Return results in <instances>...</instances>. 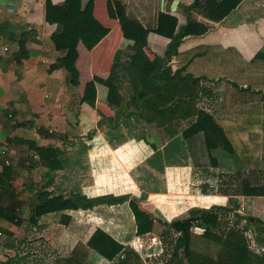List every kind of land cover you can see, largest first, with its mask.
I'll use <instances>...</instances> for the list:
<instances>
[{"label":"crops","instance_id":"0c3cea01","mask_svg":"<svg viewBox=\"0 0 264 264\" xmlns=\"http://www.w3.org/2000/svg\"><path fill=\"white\" fill-rule=\"evenodd\" d=\"M123 1L128 12L136 16L138 12L132 11L128 0ZM164 1L156 0L154 9L157 11L153 13L154 17L147 16V23L144 22L147 26L157 25L160 11L178 15L181 23L188 20L189 14L183 6L193 0H179L174 11L170 10L173 0H169L168 5ZM47 2L0 0V24L5 27L0 34V150L5 141L11 143L8 154L11 163L5 164L0 156V227L3 231L0 256L8 248L13 250L12 257L16 259L13 243L37 234V228L42 230L40 236H45L57 220L59 232L62 229L59 219L63 211L43 214L38 225L29 224L30 233L24 228L25 224L18 222L17 213L29 216V203L39 198V187L46 180L47 167H41L31 159L36 157V148L40 145L52 144L64 150L66 166L55 172L57 180L89 196L136 194L143 209L152 213L159 210L169 221L179 220L192 207L231 205L228 195L190 191L192 168L182 132L169 136L158 128L156 134L151 132L156 140L154 146L143 139L142 131L147 128V123L134 111L119 110L99 100L92 105L83 99L85 95L98 97L100 86L108 76L111 59L123 38L120 21L110 11L113 0H95V16L110 30L91 49L79 39L76 26L72 25L76 18L69 19L56 8L52 11L53 20L47 18ZM191 17L206 24L209 31L185 38H202L203 42L217 38L224 46L236 47L245 58L256 51V38H264V0H243L224 21H212L197 14ZM68 23L72 25L69 33ZM148 52L153 58V52ZM63 54L79 68V74L70 82L66 80L63 68L50 70L51 64ZM50 128L52 132H49ZM178 150L181 162H170V154ZM231 159H220V172L234 171L236 163ZM154 180L163 184L153 187ZM48 194L45 192L43 199ZM201 196H211L212 200H201ZM237 197L239 209L229 213L225 210L223 214L239 219L243 222L240 227L247 228L246 231L255 232L257 226H264V215H261L264 210H260L261 200H258L264 198V194ZM66 212L73 216L70 228L83 240L100 226L119 241L139 250L145 261L147 253L149 256L157 254L149 251L157 249L153 242L155 236L151 235L155 228L149 233L136 234L119 203H101L91 209L72 208ZM11 213L13 217H10ZM157 225L158 221L155 227ZM147 235L152 237L150 243L143 238ZM56 244L68 254L66 245ZM33 245L30 247L37 246Z\"/></svg>","mask_w":264,"mask_h":264},{"label":"trees","instance_id":"16d2710c","mask_svg":"<svg viewBox=\"0 0 264 264\" xmlns=\"http://www.w3.org/2000/svg\"><path fill=\"white\" fill-rule=\"evenodd\" d=\"M47 1V18L53 20L54 8L69 19L76 18L72 25L89 49L110 30L95 16V0ZM242 1L193 0L183 6L189 14L186 22L181 23L174 13L160 11L157 25L149 27L128 12L123 0H113L110 11L120 21L123 38L98 97L83 96L92 105L99 100L119 110L134 111L139 119L147 125H156L166 135L182 132L192 168L190 191L228 195L231 205L192 207L179 220L169 221L159 210L152 213L143 209L136 194L89 196L57 180L55 172L66 166L64 150L52 144L40 145L36 157L31 159L47 167L46 180L39 187V198L29 203L28 223L35 227L43 214L63 211L59 219L63 226L56 242L66 245L68 254L56 257L53 264H147L139 250L100 226L87 240L70 228L73 216L67 209H91L101 203L121 204L127 223L138 235L153 231L158 220L168 226L183 224L184 228L173 240L172 258L167 264H264V248L258 252L251 247L247 228L223 227L222 220L225 210L239 209L235 196L264 194V172L250 168L244 155L257 147L250 146L246 137L241 138L248 134V129L256 128L257 123L264 126V38H256L257 49L246 55L248 59L236 47L224 46L217 38L208 42L202 38H185L209 31L192 14L224 21ZM72 25L66 24L67 33ZM4 28L0 24V34ZM187 43L190 45L185 47ZM148 50L154 54L151 63ZM50 67V70L63 68L68 82L79 74L76 62L66 54L58 56ZM221 79L226 82L222 108L209 111L199 106L203 81ZM142 136L148 144L156 145L148 127L143 129ZM227 157L234 159L236 167L231 173L220 172L219 161ZM45 192L49 194L43 199ZM199 198L212 200L211 196ZM13 216L11 213L10 217ZM191 227L201 231L194 232ZM255 240L264 247V226L256 227Z\"/></svg>","mask_w":264,"mask_h":264},{"label":"rangeland","instance_id":"374dc122","mask_svg":"<svg viewBox=\"0 0 264 264\" xmlns=\"http://www.w3.org/2000/svg\"><path fill=\"white\" fill-rule=\"evenodd\" d=\"M165 1L167 2L168 5L169 0H165ZM127 2L129 4V7L132 8L133 12L135 11L138 12L136 16L146 23H147V16L150 15L154 17L155 15L153 13H156L157 11L154 9V7L156 6V4L154 3L156 2V0H128ZM158 2H160V0H158ZM113 58L111 59V63L109 64V67L107 69L109 73L113 64ZM151 59H152L151 56H149L148 59L149 63H151ZM225 83L226 82L224 79H221L219 81L204 80L203 89L202 92L200 93V99H198L197 101L198 105L206 108L209 111L222 108L224 102L223 100H224L225 85H226ZM262 120L264 122V118ZM257 124L258 126L256 128L248 129V134L246 136L242 135L241 138L243 139L244 137H246V140L250 142V146L257 147L256 149L251 150L248 155L244 153L246 157V162L247 164H249V167L264 172V143H263L264 126L262 124L259 125V123ZM147 127L149 129L150 134L151 132L153 134H156L155 132L158 131V127L156 125H147ZM242 143L243 145L245 144L243 141ZM179 155H180L179 150L176 151L175 153L173 152V154H170L168 160L174 163L181 162V157ZM231 160L233 162V159ZM150 184H151V180L149 182V185ZM162 184L163 183L160 182L159 180L153 181V187L154 186L157 187ZM258 192L259 191H256V193ZM234 198L236 199L238 197L235 196ZM258 200H261L259 203L260 210H264V198H260ZM17 214L16 215L19 218L18 222L20 224L22 223L25 224L24 228L27 229L30 233L31 227L28 223V219H27L28 217H23L19 213ZM261 215H264V212L261 213ZM222 216H223L222 219L223 227H227L231 225L242 226L243 222H240L239 219H236V217L229 216V214L226 215L222 214ZM239 216L240 215H238V217ZM13 221L16 222V217L13 218ZM57 222L58 221L56 220L55 222L52 223L49 232L45 236H40V234H42V230L41 228L40 230L39 228H37V232H38L37 234L30 235L27 238L23 237L22 241L14 242L13 247L17 250V252L15 253L16 259H14L12 256H8V255L4 256V254L1 253L0 264H53L54 259L56 257L67 254V251H65L61 246L56 244V236L59 232V227H60V225ZM183 228H184L183 224L168 226L158 220V225L155 227V232L154 234H151L154 235L155 237H158L157 239H155V237L153 238L154 246L157 244V249L154 248L149 249L151 253L157 252V254L153 256H149L148 255L149 253H147V260H146L147 264H167L166 261L172 258L171 253H172L173 240L175 239L179 231ZM192 229L194 230V232L201 231V229L199 228L193 227ZM33 236H37V237H33ZM143 238H146L145 240L146 243H150L152 241V237L150 235H147ZM9 240H10L9 242H11L12 239ZM33 244H37V246L33 248L30 247V246H34ZM1 245L2 244H0V246ZM143 252L146 253V251Z\"/></svg>","mask_w":264,"mask_h":264},{"label":"built area","instance_id":"2783aa9c","mask_svg":"<svg viewBox=\"0 0 264 264\" xmlns=\"http://www.w3.org/2000/svg\"><path fill=\"white\" fill-rule=\"evenodd\" d=\"M53 129L50 128L49 129V132H52ZM10 147H11V143L9 141H5L2 145V148L0 150V156L3 158V161L5 164H10L11 163V160L10 158L8 157V154H9V151H10ZM247 233V236L251 242V247L255 250V251H258V252H261L263 250L264 247H260L256 240H255V232H253L252 230H247L246 231ZM1 234V233H0ZM4 256L8 255V256H13L14 255V252L12 249H5L4 252H3ZM7 256V258H8Z\"/></svg>","mask_w":264,"mask_h":264},{"label":"water","instance_id":"95a60500","mask_svg":"<svg viewBox=\"0 0 264 264\" xmlns=\"http://www.w3.org/2000/svg\"><path fill=\"white\" fill-rule=\"evenodd\" d=\"M178 2H179V0H173V1H172L171 5H170V10H171V11L176 10V7H177V5H178Z\"/></svg>","mask_w":264,"mask_h":264}]
</instances>
